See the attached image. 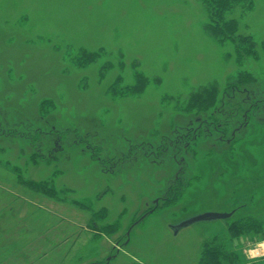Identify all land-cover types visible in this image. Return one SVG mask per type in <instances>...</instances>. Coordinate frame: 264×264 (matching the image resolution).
Masks as SVG:
<instances>
[{"label": "rangeland", "instance_id": "obj_1", "mask_svg": "<svg viewBox=\"0 0 264 264\" xmlns=\"http://www.w3.org/2000/svg\"><path fill=\"white\" fill-rule=\"evenodd\" d=\"M247 217L264 0H0V264H264Z\"/></svg>", "mask_w": 264, "mask_h": 264}, {"label": "trees", "instance_id": "obj_2", "mask_svg": "<svg viewBox=\"0 0 264 264\" xmlns=\"http://www.w3.org/2000/svg\"><path fill=\"white\" fill-rule=\"evenodd\" d=\"M219 11V10H218ZM211 16L212 17H216V13L215 15L211 12ZM212 21V20H211ZM210 27L213 29L214 32H217V34H219L222 38H231L233 35V26L231 25V23H229L228 21H224V20H218L212 22H209ZM242 41V40H241ZM244 48H240L239 51L244 50L245 52H249L250 51V47H246L243 46ZM229 104V103H228ZM249 217L246 218V221H241L242 219H240V223H234L233 224V232L235 234H244L246 235L247 232H251L254 231V234H262L264 231V225L262 223H257L255 224L254 222H250L248 220ZM207 253L202 257V261L201 264H217L214 258H216V256L220 255L219 254V247L215 246V247H209V249H207ZM223 253L226 255V253L223 251Z\"/></svg>", "mask_w": 264, "mask_h": 264}, {"label": "water", "instance_id": "obj_3", "mask_svg": "<svg viewBox=\"0 0 264 264\" xmlns=\"http://www.w3.org/2000/svg\"><path fill=\"white\" fill-rule=\"evenodd\" d=\"M233 212H216V211H207V212H202L196 215H193L191 217H188L187 219L181 221L178 224H175L173 229L175 232H178L181 228L191 225L193 223L199 222V221H213L216 219H221V218H229L231 217Z\"/></svg>", "mask_w": 264, "mask_h": 264}, {"label": "clouds", "instance_id": "obj_4", "mask_svg": "<svg viewBox=\"0 0 264 264\" xmlns=\"http://www.w3.org/2000/svg\"><path fill=\"white\" fill-rule=\"evenodd\" d=\"M261 247H264V242H261V244L257 247V248H252V249H249V254L252 256V257H255L257 255H259V248Z\"/></svg>", "mask_w": 264, "mask_h": 264}]
</instances>
